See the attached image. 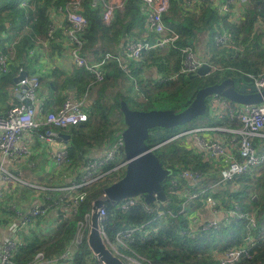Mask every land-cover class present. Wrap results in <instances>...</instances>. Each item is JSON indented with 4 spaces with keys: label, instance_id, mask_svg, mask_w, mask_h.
Here are the masks:
<instances>
[{
    "label": "trees",
    "instance_id": "obj_1",
    "mask_svg": "<svg viewBox=\"0 0 264 264\" xmlns=\"http://www.w3.org/2000/svg\"><path fill=\"white\" fill-rule=\"evenodd\" d=\"M65 3L66 0H0V51L11 56V44L8 46L5 42H13V38L22 35L20 44L16 45V54L20 56L31 39L36 41L38 36H46L50 11ZM81 3L83 14L88 19V26L83 32L85 58L93 63L102 60L107 53L114 56L108 58L102 66V80H97L86 67L76 68L71 76L61 78L62 81L60 76L63 74L54 69L51 75L44 73L40 76L41 84H45L51 91L54 88L65 90L69 84H73L89 115L87 121L66 129L70 135L67 145L71 166L65 174L60 172L59 176H71V173L80 175L93 151L119 136V132L126 127L120 110L121 99L127 101L132 108L140 110L158 109V104L171 105L172 102L177 108L184 109L200 88L227 77H233L238 83H253V79L245 73H260L264 68V33L255 29L258 16L264 19V0H247L243 4L244 16L238 22L229 21L227 16L220 15L213 0H200L193 9L184 8L182 0L171 1L163 19L168 27L179 33L177 46L196 48L201 35L207 34L208 50L211 53L209 61L215 62L217 69L206 76L181 73L183 53L171 45L152 47L143 53L140 60L122 56L121 61H126L124 64L128 66L125 70L115 56L124 52L131 41L155 44L158 40L157 34L148 26V13L143 10L144 0H123V9H115L114 18L109 25L103 22L107 0H102L97 7L92 6V0H82ZM7 21L13 31L8 38L1 36ZM220 30L232 34L230 45H216L214 37ZM52 41L54 42L48 51L50 58L63 53L61 41ZM226 64L234 69L222 74ZM23 66L28 68L25 60ZM152 67L154 68L149 73L148 70ZM18 68L12 65L9 73H0V94L8 93L9 88L15 84ZM52 105V100L47 99L43 104V111L51 110L49 108ZM226 118L224 115L223 119ZM204 119L206 122L198 124L213 125L209 108L205 115L183 125L151 129V136L146 142L150 146L158 145L185 130L198 127V124L191 123L202 122ZM45 128L46 126L42 127ZM154 151L163 166L170 170L169 179L165 183L167 201L155 202L151 204L153 210L147 211L142 205L121 210L115 203L107 200L105 207L108 219L105 230L109 237L116 240L119 231L135 228L133 239L129 242L131 250L127 252L140 259L143 264H220L219 256L237 244L249 246L252 251L251 257L240 258L235 264H264V164L240 178L215 185L222 177L220 168L223 166L202 156L193 134L171 139ZM113 166L114 164H109L106 169ZM188 169L202 170V184H207L209 188L215 185L213 190L209 189L207 193H201L191 201H183L184 197L180 192H185L188 188L191 192L200 191V185L192 187L191 180L183 179L180 189L174 192L169 184L174 175ZM112 176H105L80 190L86 192L87 196L76 215L66 220L60 215L57 222L48 229L41 227L45 219L34 223L29 235H22L14 252L13 264H31L40 251L44 252L46 258L68 253L77 232V222L92 211L93 202L103 195L105 187L118 180L111 181ZM26 177L28 180L33 178L32 175V178L28 175ZM24 185L20 183L17 188L18 201L31 195L32 189ZM45 185L52 186L49 180ZM234 187L237 189L233 190ZM42 191L54 194L48 190ZM209 192L213 194L215 204L228 211L221 216L220 227L200 231L193 218L198 216V220L213 219L208 217L210 207L205 204ZM6 202L0 201V212L8 215ZM235 205L240 207L238 215H231L229 210ZM88 232L87 229L84 240L75 245V264H100L88 245ZM123 264L136 263L123 261Z\"/></svg>",
    "mask_w": 264,
    "mask_h": 264
},
{
    "label": "built area",
    "instance_id": "obj_2",
    "mask_svg": "<svg viewBox=\"0 0 264 264\" xmlns=\"http://www.w3.org/2000/svg\"><path fill=\"white\" fill-rule=\"evenodd\" d=\"M102 0H92V6L97 7ZM185 6L197 5L200 0H184ZM247 0H219L217 10L227 16L229 21L238 22L244 16L243 4ZM82 0H68L66 4L54 7L56 12L55 19L49 23L45 46H50L52 40L61 41L65 45V53L68 60H71L79 67H86L97 80H102L104 71L102 66L105 61L113 57L111 53L95 63H89L83 54L84 38L83 32L88 26V19L82 11ZM171 0H144V10L148 13V26L158 36L157 43L131 41L119 56H115L122 63V56H127L135 60H140L143 53L152 47H165L168 45L180 49L183 53L181 73L188 74L195 72L202 65L203 61L197 58L196 52L192 46L179 47L176 45L179 40V33L168 27L164 22V15L170 7ZM123 9V0H107L106 8L103 13V22L109 25L115 14V9ZM51 11V13H52ZM50 15V13H49ZM255 29L264 33V19L258 16L255 23ZM61 34V36L59 35ZM216 45H230L232 42V34L229 31H218L215 34ZM34 52V51H32ZM9 57L7 54L0 52V72H9ZM124 65V64H123ZM253 83L259 90L264 89V70L252 76ZM41 88L40 77L26 75L22 80L12 85L10 93L18 99L15 105L8 108L6 113H0V181L6 184H15L23 182L19 174L8 166L10 161L24 158L32 155L33 148L31 141H38L41 145L46 146L48 156L52 158L54 165L58 170H67L71 166V159L68 152V145L60 139V131L66 130L68 127L85 122L89 119L87 111L84 109L82 100L76 99L73 95H67L62 106L54 111H48L44 115H40L38 98ZM216 104L222 105L226 99L217 96ZM231 102V101H230ZM230 108V107H229ZM213 114V112H212ZM231 120H237L240 126L227 127L225 125H208L206 127L191 128L179 133L181 135H191L199 132L215 131L229 134V144L233 148L238 149L239 156H233L227 151L225 142L219 140L208 139L205 136H197V143L202 151L203 157H219L223 158L224 167L222 169V177L218 179L215 185L229 180H235L251 173L254 169L264 164V152H259L255 145L256 137H264V102L260 104L242 105L238 108L230 109ZM46 126L45 129H42ZM28 136L30 141H24V137ZM175 136V135H174ZM174 137V138H176ZM173 138V139H174ZM160 146V145H159ZM154 147H158L155 145ZM232 153V152H231ZM124 152V140L122 136H118L111 143L105 144L104 147L96 149L88 157L79 176L72 178L66 185L57 187H42L43 190L54 192L45 196L46 203L35 204L28 213H22L13 210L21 215L18 226L15 231L25 230L38 217L44 216L50 209H55L62 219H68L72 215L78 213L80 204L86 197L85 192L80 189L95 181L105 177L114 175L118 170L127 166L126 157L122 160ZM109 164H114L110 169H106ZM204 172L200 169L181 170L174 175L169 184V188L177 192L180 189L181 180H191L193 186L200 185L201 190L191 192L188 188L185 192H180L184 197L183 201H190L198 198L201 193H206L208 185L202 184ZM213 185L212 187H214ZM61 191V194L59 192ZM188 193H195L189 197ZM3 195L0 193V198ZM102 198L107 199L104 193ZM208 205L211 211L218 217L220 213H224L222 208L214 206V201L209 197ZM119 209L127 210L135 205H142L147 211H152L151 205H148L141 196L128 197L117 203ZM232 209L229 210L231 213ZM99 225L101 235L113 254L120 258H128L133 256H125L114 245L113 240L109 237L105 230L106 221L108 219V211L105 205L98 209ZM232 215V214H231ZM92 211L85 214L83 220L77 222V232L72 245L69 247L68 253L60 257L46 258L42 252H38L31 264H75L73 259V250L75 245L81 243L83 233L90 230ZM193 222L199 227L200 231H208L212 227L218 228L220 223L216 219L198 222V217L193 218ZM198 222V224H197ZM253 225L255 221L253 220ZM137 229V228H136ZM135 228H129L119 231L116 240L127 250H131L129 242L133 239ZM89 233V232H88ZM194 236V234H192ZM85 238V237H84ZM20 242L19 236L9 237L0 248V264H13L14 252ZM252 248L249 246L236 245L225 251L219 257L220 264H235L240 258L251 257ZM100 264H106L103 259H98ZM140 261V259H139ZM141 262V261H140ZM139 264H143L142 262Z\"/></svg>",
    "mask_w": 264,
    "mask_h": 264
},
{
    "label": "crops",
    "instance_id": "obj_3",
    "mask_svg": "<svg viewBox=\"0 0 264 264\" xmlns=\"http://www.w3.org/2000/svg\"><path fill=\"white\" fill-rule=\"evenodd\" d=\"M218 1L219 0H213L214 4L216 5V7H215L216 9H217V5H218ZM143 10H144V6H143ZM51 11H50V15H49L50 22L53 21L55 19V16H56L55 10H53L52 13H51ZM48 28H49V26H48ZM11 29H12V27H10V22L7 21L6 22V28L1 32L2 33L1 36L7 37V38L9 36H12L13 31H11ZM22 33H24V32H22ZM46 37H47V34L45 37H44V35L38 36L36 41H35V39L34 40L31 39V41L28 42L27 45L25 46L26 48L24 49L23 53L20 56H17L18 59L16 58V62H14L13 60L11 61L9 58V63L11 64V62H12L11 65L9 64L10 65L9 66L10 71H11V66L15 65L16 67H19L18 68L19 71H18L17 76L22 71H26L27 75H29V76H36L39 74L42 76L44 73L49 76V75H51V73L54 69V70H57L59 72V74H61V75L63 74L62 76H60V79H61L63 77L71 76L74 73L76 68H83V67H79L76 64H74L73 61L68 60V57L65 53L66 48H65V45L63 42H61V47H62L63 53L60 55H56L53 58H50L49 57L50 55L48 52L49 46L48 45L45 46ZM25 38H26V36H25ZM21 39H22V35H20L16 38H13V42L12 41H6L5 45H10V44L13 46L19 45ZM32 40H33V42H32ZM207 41H208L207 34L203 33L201 35V37L199 38L196 49L198 51L200 50L199 55H204L206 57V59L209 61V56L211 55V53L208 50ZM263 41H264V36H263ZM53 42L54 41H51L50 46L52 45ZM43 47H44V51H43ZM32 50H35V52L33 54H31ZM28 51H29L30 55L32 57L35 56L36 59H30V57L27 53ZM7 56H8V54H7ZM40 56H45L46 58L42 59V61H38ZM24 60L26 61L28 68H25L23 66ZM124 62L126 63V61H124ZM93 63H95V62H93ZM207 63H210V61ZM262 70H264V68ZM262 70L260 72H262ZM9 72H6V73H9ZM61 81H62V79H61ZM11 87H10V89H11ZM10 89L8 90V93L0 94V113H3V114L6 113V111L8 110L9 107H11L12 105H15L18 102V99H16L10 93ZM67 95H73L76 99L82 100L80 97H78V95L76 93L75 86L73 84H69L65 90H57L54 88L52 91L50 89H48V87H46L45 84H42V86L39 90V98H38L39 105L41 104V107H39V110L41 113L40 115L42 116L46 113L43 111V104H45V101L47 99L49 101L52 100V104H53L49 108V109H51L49 111H54V110L59 109L62 106V103L65 100ZM62 97H63V99H62ZM216 97H217V95L211 97L210 104L208 107V108H210L209 110H211L210 113H211V118L213 119V122H214L213 125L219 124V125H225L227 127H232V128L233 127L237 128L238 126H240V123L237 120H231V118H230V109L238 108L239 104L234 103L232 101L230 102V100L225 98L226 102L223 103L222 105L217 106L216 101H215ZM84 109H85V106H84ZM212 112H213V114H212ZM224 115L227 116L226 119H223ZM205 120L206 119L202 120V122L199 121V124L206 122ZM199 124H198V127H206L207 126L205 124H202V125H199ZM198 127H195V128H198ZM57 131L60 132L59 129H57ZM62 132H67V130H63ZM198 135L205 136L208 139L219 140L222 143L225 142V145L227 147V151L235 157L238 156V149L233 148L229 144V141H228L229 140V134L222 133V132H215V131H207V132L194 133V138L197 139ZM60 139L63 142H65L66 144H68L67 141H65L64 139H62V138H60ZM24 141L25 142L30 141V138L28 136H25ZM254 142H255V145L257 147V150L261 153L264 152V137H256L254 139ZM31 143H32V148H33V152H32L31 156L19 158V159H16L14 162L10 161L8 163V166L11 169H13L14 171H16L17 174L20 175L23 182H17L15 184H12V183L6 184V183H3L0 181V193L3 195L0 198V201H4V202L7 201L6 207L9 211L8 215L0 212V248L3 245V243L9 237L19 236V238L21 239L23 234H25L26 236L29 235L30 228L34 225V224H32L28 228L26 227L25 230L16 232L15 229L19 224V221L21 219V215L17 214L16 211L13 210L14 207L16 210H19L22 213H28L35 204L46 203L45 196L47 195V193L42 191L43 190L42 187H57V186L66 185L69 182L68 180H71L72 178L77 177V175L75 173L74 174L71 173V176H67V175H64L65 174L64 170H62V171L58 170L57 167L54 165L52 158L50 156H48L46 146L41 145L37 140L31 141ZM210 158H211V160H215V163L219 164V166L224 167L223 160H225V159L222 158L223 159L222 160L219 157H210ZM206 159H209V157H207ZM222 169L223 168H220L221 174H222ZM60 172H64L63 176H59ZM27 175L30 176V178H32V177L33 178L28 180L26 177ZM31 175H32V177H31ZM47 180H49V182L52 184V186H46L45 185V182ZM20 183L25 184L24 186L31 188L32 191H31V195L29 198L20 199L18 201L16 195H18L17 188H18ZM33 188L35 190H33ZM59 193L61 194V191ZM86 196H87V193H86ZM214 206H217V205L214 203ZM207 215L209 218H213V219L218 220L219 223L221 224L220 219H221V216H223L222 213H220L218 215V217H219L218 218L211 211V209H209V211H207ZM59 217H60V215L58 214V212L55 209H53V210L50 209L46 215L38 217L35 220V223L36 224L40 223L45 219V221L42 222L41 227L48 229L52 225H54L55 222H57ZM64 220H66V219H64ZM203 220L204 219H200V220H198V222L200 223ZM206 221H208V220H206ZM198 222H197V224H198ZM249 242L250 241L248 240V243Z\"/></svg>",
    "mask_w": 264,
    "mask_h": 264
},
{
    "label": "water",
    "instance_id": "obj_4",
    "mask_svg": "<svg viewBox=\"0 0 264 264\" xmlns=\"http://www.w3.org/2000/svg\"><path fill=\"white\" fill-rule=\"evenodd\" d=\"M214 62L203 63L194 76H206L213 72ZM27 75L22 71L15 77L19 82ZM221 95L226 99L242 104H260L264 102V89L259 90L254 83H237L233 77L200 88L191 103L184 109L166 108L140 110L132 108L124 99L120 100V110L124 115L126 127L119 132L124 140V152L127 166L124 175L104 189L107 199L119 203L125 198L141 196L151 205L155 202H165L168 195L165 183L169 179L170 170L165 168L155 153L156 147L147 144L151 129L155 127L174 128L191 122L208 111V98ZM60 138L68 141L67 132H59ZM178 135V134H177ZM170 139L158 144L161 145ZM106 199L100 197L93 202L91 227L87 236L89 247L98 259L106 264H123L122 259L113 254L104 241L99 225L98 209L105 205Z\"/></svg>",
    "mask_w": 264,
    "mask_h": 264
},
{
    "label": "rangeland",
    "instance_id": "obj_5",
    "mask_svg": "<svg viewBox=\"0 0 264 264\" xmlns=\"http://www.w3.org/2000/svg\"><path fill=\"white\" fill-rule=\"evenodd\" d=\"M67 1L68 0H66V3H67ZM172 1V0H171ZM180 1V0H179ZM183 1V0H182ZM65 3V4H66ZM183 3H184V8H185V1H183ZM61 5H64V4H61ZM195 6L196 5H194V6H189V5H187L186 6V9L188 8V9H190V8H195ZM219 12V11H218ZM220 13V12H219ZM220 15H222L221 13H220ZM9 46V45H8ZM197 47V46H196ZM9 48H10V50H12V54H11V56L10 55H8L9 56V58H10V60L12 61H14V62H16V58H17V54H16V52H17V47L14 45H11V46H9ZM193 49L195 50V52H196V55H197V58L198 59H200L201 61H203V63H205V62H209L207 59H206V57L204 56V55H199L200 54V50L198 51L196 48H194L193 47ZM30 50V49H29ZM32 51H34L35 52V50H32ZM31 51V54H33L34 52H32ZM43 51H44V47H43ZM202 52V51H201ZM28 53V55H29V57H30V59H36L35 58V56H31L30 55V53H29V51L27 52ZM203 53V52H202ZM46 57L45 56H40L39 57V59H38V61H42V59H45ZM18 59V58H17ZM211 62H213V61H211ZM202 63V64H203ZM215 63V62H214ZM121 64H124V62L122 61V63ZM34 65V64H33ZM230 64H226L225 66H223V68H224V72H221L222 74H226V71H231V69H234V67L232 68V67H230L229 66ZM123 68L125 69V70H127L128 69V66H126V64H124L123 65ZM154 67H152L151 69H149L148 70V72L149 73H151V70L153 69ZM217 69V67H216V64H215V66L213 67V71L214 70H216ZM198 70V69H197ZM44 73V72H43ZM196 74L197 73V71H195V72H190V73H188V74ZM245 74H247L249 77H251L252 78V76L253 75H256V74H258V73H245ZM147 75V74H146ZM38 76H41L40 74L38 75ZM253 79V78H252ZM254 81V80H253ZM238 83V82H237ZM41 86H42V84H41ZM124 88V87H123ZM136 90H138V89H136ZM141 97V96H140ZM208 99H211V98H208ZM172 102V101H171ZM209 102H210V100H209ZM160 104H163V105H160ZM160 104H158L157 106H158V109H166V108H172V107H174V108H177L178 106H175V105H173V102L171 103V105H168V104H165V103H160ZM165 107V108H164ZM210 109V108H209ZM209 111H211V110H209ZM199 123V121H195V122H192L191 124L192 125H195V124H198ZM190 124V125H191ZM197 141V140H196ZM125 158V154H123L122 155V157H121V159L123 160ZM125 169H126V167L125 168H122V169H120V170H118L117 172H115V174L112 176V179H111V181L112 180H115V179H119L121 176H123L124 175V173H125ZM67 170H64V172H66ZM102 179V178H101ZM207 185V184H206ZM209 189H212L213 190V187H210V188H208L207 189V191H206V193L209 191ZM237 188L236 187H234V189L233 190H236ZM220 190H222V188H220ZM189 194V197H191V196H194V194L195 193H188ZM102 197V196H101ZM211 198L212 199V201H216L215 199H214V196H213V194H211L210 192L208 193V196L206 197V202H205V204H206V206H209L210 207V205H208V201H209V199L208 198ZM255 199H257V197H255ZM192 200V199H191ZM190 200V201H191ZM216 203V202H215ZM117 204V203H116ZM116 207H119L118 205L116 206ZM225 212L226 211H228V210H226L225 208H222ZM239 209H240V207L238 206V205H235V207L232 209L233 211H231V214L232 215H238V213L237 212H239ZM241 215V214H240ZM239 215V216H240ZM229 233V232H228ZM224 236H229L230 237V235H227V234H224ZM84 237H85V233H83V235H82V239H84ZM250 241V240H249ZM88 242V241H87ZM113 242H114V245L116 246V248L117 249H119L125 256L127 255V256H130V255H128V252H127V249L124 247V246H122L117 240H115V239H113ZM238 245V244H237ZM236 246V245H235ZM40 252H42V251H40ZM43 254H44V252H42ZM45 255V254H44ZM36 256V255H35ZM118 256V255H117ZM46 257V256H45ZM122 259V261H130V262H133V263H136V264H139V263H141L140 261H139V259L138 258H136V257H130V259H128V258H121ZM217 259V258H216Z\"/></svg>",
    "mask_w": 264,
    "mask_h": 264
},
{
    "label": "clouds",
    "instance_id": "obj_6",
    "mask_svg": "<svg viewBox=\"0 0 264 264\" xmlns=\"http://www.w3.org/2000/svg\"><path fill=\"white\" fill-rule=\"evenodd\" d=\"M218 96V95H217Z\"/></svg>",
    "mask_w": 264,
    "mask_h": 264
}]
</instances>
